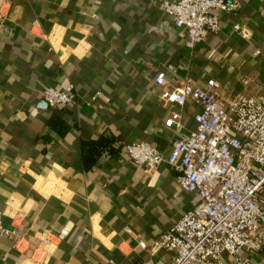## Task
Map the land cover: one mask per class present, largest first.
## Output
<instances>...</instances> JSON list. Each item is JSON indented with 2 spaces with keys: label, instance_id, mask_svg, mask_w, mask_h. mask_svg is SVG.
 Instances as JSON below:
<instances>
[{
  "label": "crops",
  "instance_id": "crops-1",
  "mask_svg": "<svg viewBox=\"0 0 264 264\" xmlns=\"http://www.w3.org/2000/svg\"><path fill=\"white\" fill-rule=\"evenodd\" d=\"M163 1L0 0V211L19 238L0 240V264L171 263L155 244L199 198L180 192L177 167L145 171L124 148L149 143L167 157L195 129L200 107L163 103L167 88L214 79L223 100L260 90L264 1L218 12L220 31L192 49ZM69 84L76 102L49 108L43 88ZM172 112L178 130L164 126ZM101 135L116 139L118 157L86 171L80 144ZM250 264H264V247Z\"/></svg>",
  "mask_w": 264,
  "mask_h": 264
},
{
  "label": "built area",
  "instance_id": "built-area-1",
  "mask_svg": "<svg viewBox=\"0 0 264 264\" xmlns=\"http://www.w3.org/2000/svg\"><path fill=\"white\" fill-rule=\"evenodd\" d=\"M238 8L237 0H164L160 5L174 26L186 32L190 49L220 31L218 12ZM234 29L244 35L238 24ZM155 79L165 84L163 72ZM73 89V84L63 90L45 86L41 97L49 108L69 106L77 100ZM220 89L219 82L208 79L203 86L183 82L160 94L163 103L183 106L192 99L200 107L195 129L172 142L167 157L149 143L124 148L126 157L145 171L165 162L177 167L181 191L199 198L155 244L156 250L172 253L170 264H250L264 247V84L252 96L228 100L220 97ZM164 126L178 130L180 113L172 112ZM2 217L0 211V240L18 243L16 231L5 227ZM67 235L62 230L58 239ZM139 246L145 248L142 242Z\"/></svg>",
  "mask_w": 264,
  "mask_h": 264
},
{
  "label": "trees",
  "instance_id": "trees-1",
  "mask_svg": "<svg viewBox=\"0 0 264 264\" xmlns=\"http://www.w3.org/2000/svg\"><path fill=\"white\" fill-rule=\"evenodd\" d=\"M49 125L57 128L60 121L54 117L49 120ZM120 151V146L116 139L110 136H99L96 139L82 141L80 144V156L84 169L89 171L94 167L102 156H111L117 158Z\"/></svg>",
  "mask_w": 264,
  "mask_h": 264
},
{
  "label": "rangeland",
  "instance_id": "rangeland-1",
  "mask_svg": "<svg viewBox=\"0 0 264 264\" xmlns=\"http://www.w3.org/2000/svg\"><path fill=\"white\" fill-rule=\"evenodd\" d=\"M261 70H264V65H263V68H261ZM180 192H183V191H180ZM184 193H185V192H184ZM196 204H197V203H196ZM196 204H194L193 206H191V207H190L189 209H187L185 212H187L188 210L192 209ZM185 212H184V213H185ZM184 213H183V214H184ZM183 214H182V215H183Z\"/></svg>",
  "mask_w": 264,
  "mask_h": 264
}]
</instances>
